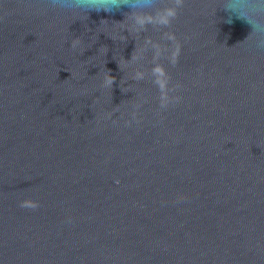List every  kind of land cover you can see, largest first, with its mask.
I'll return each instance as SVG.
<instances>
[{
    "label": "water",
    "instance_id": "1",
    "mask_svg": "<svg viewBox=\"0 0 264 264\" xmlns=\"http://www.w3.org/2000/svg\"><path fill=\"white\" fill-rule=\"evenodd\" d=\"M156 3L133 33L0 0V264H264V51Z\"/></svg>",
    "mask_w": 264,
    "mask_h": 264
},
{
    "label": "clouds",
    "instance_id": "2",
    "mask_svg": "<svg viewBox=\"0 0 264 264\" xmlns=\"http://www.w3.org/2000/svg\"><path fill=\"white\" fill-rule=\"evenodd\" d=\"M54 3L61 9L87 16L91 12L109 16L121 13L129 25L127 31L133 33L143 32L150 25L167 26L176 15L175 11L157 14L156 0H54ZM218 9L224 12L226 23L239 20L250 26L249 47L264 51V0H220L216 13Z\"/></svg>",
    "mask_w": 264,
    "mask_h": 264
}]
</instances>
